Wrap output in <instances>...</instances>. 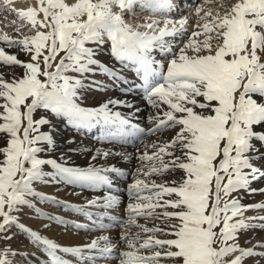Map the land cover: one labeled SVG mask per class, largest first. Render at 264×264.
Wrapping results in <instances>:
<instances>
[{
  "label": "snow or ice",
  "instance_id": "1",
  "mask_svg": "<svg viewBox=\"0 0 264 264\" xmlns=\"http://www.w3.org/2000/svg\"><path fill=\"white\" fill-rule=\"evenodd\" d=\"M17 2L0 0V12L15 15L4 17L12 35L0 29V67L9 70H0V234L18 227L43 248L49 264H72L66 255L77 264H94L114 251L119 264H248L247 258L264 257L255 251L264 243L246 248L239 242L254 220L264 221L245 215L264 210V203L240 199L241 193H264L251 187L258 176L264 178L253 161V155L264 158L257 147V142L264 147V0H203L194 8L190 32L187 17L170 15L173 0H26V7H16ZM210 2L215 9L206 7ZM137 10L150 15L129 24L126 17L137 19ZM105 47L142 82L144 99L155 110L147 130L114 110L131 107L125 101L81 106L88 74L124 80L97 58ZM157 50L166 63L155 58ZM55 117L76 129L103 123L109 132L102 139L119 143L130 136L173 133L144 144L138 153L139 166L127 185V219L115 242L100 236L86 245L61 246L19 222L18 214L27 208L66 223L36 208L33 199L61 203L37 191L36 183L108 189L87 201L104 209L103 215L121 204L111 191V174L125 175L120 168L70 166L63 156L60 161L43 156L56 147L48 130ZM113 155L129 158L97 149L91 159ZM75 210L91 217L85 207ZM11 239L4 235L0 245ZM9 253L0 246V264H9Z\"/></svg>",
  "mask_w": 264,
  "mask_h": 264
},
{
  "label": "rangeland",
  "instance_id": "2",
  "mask_svg": "<svg viewBox=\"0 0 264 264\" xmlns=\"http://www.w3.org/2000/svg\"><path fill=\"white\" fill-rule=\"evenodd\" d=\"M182 2H183L182 3L183 5L181 7H183V9L178 10L177 13H182L183 16L181 15L180 17H187L188 18V21H189L188 30L190 32L193 30V26L196 23V17L194 15V8L197 4L203 3V0H182ZM225 3H227V1H225ZM206 7H211L213 9H215L216 4L210 2L208 5H206ZM141 13H142V11L137 10L134 15H135V17H137L138 20H140L142 22V20L144 19V17H143L144 14L142 16ZM139 14H141V15H139ZM4 15H6L8 17V20L15 18L14 14H9V13L5 12ZM4 17L5 16H3V15L0 16V18H1L0 23H2L3 25H5L8 22V20H5ZM130 17L131 16L126 17V20H130L129 19ZM181 39H184V38H181ZM175 42L179 43L180 40L178 39ZM174 46H175V44H174ZM154 56L157 60H159L163 63H166V59H165L164 54L160 53L159 50L154 52ZM120 69L128 71V68H123L121 66H120ZM16 71H17V73H19L20 70L16 69ZM90 75H91V73H90ZM90 78L91 79L94 78V75L90 76ZM86 80L90 81L88 78ZM120 85H122V84H120ZM86 92L88 93V90L87 91L84 89L82 90L83 97L79 101L81 103V106L89 107V108L100 107L98 104H93V103L91 104L89 102V100H87L89 97V94H87ZM99 124H97V125L102 127V128L96 127L93 130H91V128H90V129H88L89 130L88 134L87 133L83 134V133H81L82 129L78 130V129L74 128L72 125L67 123L66 119H62L60 117H55L54 119H52V127L48 130L52 131L54 134V140L56 143V147L51 152H45L43 154V156L45 158L52 157V158L57 159L58 161H60L61 157L63 156L64 159L67 161L68 165H70V166L87 167L90 163L92 164L93 160L91 159V157L96 154L97 149H100L102 151L103 148L110 147V145H114V142L109 141L107 139H104L103 142L100 141L99 138L104 137L105 133L109 132V127L104 125L103 123H99ZM63 125H64V128L66 129V132H64V134L58 133L57 130L60 128L63 129ZM66 126L68 129L66 128ZM103 132H105V133H103ZM159 134L171 136L173 133L163 132V133H159ZM135 138H137V137H135ZM138 138H139V141H137L135 144H133V146L132 145L129 146V148L131 150H134L137 152H141V151L143 152L144 151V144L150 143L153 140L161 139L162 137H159L158 135L157 136L140 135ZM64 140L68 143H69V141H71V143H69V146L66 148H63L60 145V143L63 142ZM79 141L82 144L78 143ZM141 141H143V143H141ZM257 147L260 148V151L264 152V147H261L258 142H257ZM60 148L62 149V151ZM70 149H71V151H70ZM124 151H125V149H120V153L123 154ZM78 153H81V154H78ZM73 159H75V161ZM263 160H264V158H263ZM79 161H81V162H79ZM45 171H51L50 167L45 166ZM131 173H133V172L126 173L124 176H121V177H117V176H115V174H112V176L114 175V177H116L118 182L120 181V183H123V189H127L126 188L127 185L132 182ZM34 187L36 188L37 191H40V192L45 193L46 195L55 197L57 200H59L61 202L60 204H56V203H53L51 201L33 199V203L36 205V208H39L42 212L47 213L48 215L58 216V217L62 218L66 223L65 224H58V223L50 222L49 220H47L43 217H38L35 209H27V208L23 209L18 214L19 215V222L21 224H24L28 228H31L33 230L38 231L42 236H45V237L53 240L54 242L60 244L61 246H82V245H86V244L90 243L91 240L96 239L100 236H103L105 234V232H107V231H110V233L108 232L107 233L108 235L105 234V236H108L110 238V240L115 242L117 240L119 234L123 231V229L121 228L120 225L124 221H126L127 217H124L123 221H121V223L116 225V223H115L116 221L112 220V218L108 217L107 215L91 214V217H89V216L85 215L84 213L77 212L75 210V207H85L86 210H90V209L96 210L97 209L96 207L88 206L87 201L90 199H93L95 196H97V193L98 194L106 193L107 191H109L108 189L92 190V189H81L80 187L75 186V185L64 186L66 188L67 193L69 190L70 193L73 194L72 196L79 194V195H82V198L87 200L86 202H80V201L73 202L72 200H69V197H68L66 199L67 203H69V205H71V206H74V207H69V206H65V204H63L65 202V200H63V199H65V198H63V196L59 197V194H58V189L60 188L59 184L44 185V184L36 183V184H34ZM117 189L118 188H116V190L111 189V191L114 195L121 194V192H120L121 190L120 189L117 190ZM72 191L73 192L76 191L77 193L74 194V193H72ZM126 204L125 205L120 204L117 208L107 210V212H109V213L111 212V214L120 213V211L125 210ZM100 210H102L103 212L105 211L104 209H100ZM105 216H107V217H105ZM103 217H105V218L101 219ZM139 222L141 224L147 223L148 226H153L151 221L146 222L145 220L141 219ZM108 223H110V226L106 227V225ZM45 224H50V226L47 229H45L43 227V225H45ZM77 224L84 225L85 227L84 228H77L75 226ZM101 225H103V227H101ZM60 231H62V232H60ZM68 231L70 232V234H68L69 237L67 239L66 234L68 233ZM132 231L135 232L136 229L133 228ZM244 232H247V230ZM244 232H242L240 234V238L242 235L245 234ZM76 234L80 235V238H76V241H74L72 239V237L75 236ZM82 234L86 235L85 239L82 237L83 236ZM4 235L12 237V239L10 241H6L2 245H0L4 248L10 249V253L8 256L9 264H49V258L47 256V253L43 250V248L40 246H37L36 244H33L31 239L28 237V235L26 233L22 232L18 227L13 226L11 229H9V231L7 233L0 234V238H2ZM255 236H252V238H255ZM251 239H250V237L245 238L244 243H242L243 245L241 244V246H244L246 248L247 247L253 248V244H251V243H253V241ZM239 242L241 243L242 240L239 239ZM258 244H261V243H258ZM124 247H126V246L121 245L120 250H124ZM254 247H255V245H254ZM255 249H256V247H255ZM257 250H258V248L256 249V251ZM259 257L262 258L261 256H259ZM64 258L70 260L72 262V264H77V258H75V257H72L70 255H66ZM249 259H251V257L247 258V260H249ZM107 260L108 261H116L117 260V262H113L112 264H119L118 252L114 251L109 257H106V258H97V260L94 262V264H103L102 262L107 261ZM85 264H88V262H85Z\"/></svg>",
  "mask_w": 264,
  "mask_h": 264
},
{
  "label": "bare ground",
  "instance_id": "3",
  "mask_svg": "<svg viewBox=\"0 0 264 264\" xmlns=\"http://www.w3.org/2000/svg\"><path fill=\"white\" fill-rule=\"evenodd\" d=\"M176 1L177 0H173L174 5L177 3ZM225 1H227V0H225ZM182 3L183 2L179 3L180 8L176 9V12H173L170 14L173 19L181 18L180 16L182 15V13H177V11L183 9V7H181L183 5ZM26 6H27L26 0H18V2L16 4V7H26ZM4 13L5 12H0V16H2V15L6 16V15H4ZM141 14H142V16L144 14V16H143L144 18H146L147 16L150 15V13L147 10L142 11ZM141 14H139V15H141ZM156 18L162 19V17H156ZM129 19L130 20H127V22L129 24H133V25L140 24V23L144 22L143 21L144 19L142 20V22L138 19H133L132 17H130ZM0 29H2L4 31H8L10 35L13 34L11 32V30L5 28L2 23H0ZM141 30H143V29H141ZM184 39H186V37H184ZM176 43L177 42H175L174 44H176ZM13 51H15V50H13ZM20 58L22 60L27 59V57H25L23 55H21ZM97 58L101 61V63H106L109 67L115 68L120 73V75H122L124 77V80H113V79L109 78L107 75L102 74L100 72H96V74H93L94 78L91 79L90 76H93V75L88 74L87 78L90 81L86 80L87 78L84 81V83L86 85H88V87H86L84 89L86 91L88 90V93L86 92L87 94H89V97L87 96L88 97L87 100H89V102L91 104L92 103L98 104L99 106H101L103 103H105L109 99H117V100L125 101L126 105H131V107L121 105V106H117L114 110L120 111L125 116H131L133 123L138 124L141 128H144L145 130H147V128L150 127V125L148 124L147 117L150 114H152L155 110L152 109L151 106H149L147 104V101L144 99V95H145L144 90L142 87L139 86V85H141L142 82L135 75L134 70L131 67L128 68V71L120 69L119 64L117 62H115L110 57L106 47L102 50H98V57ZM0 70L6 71V72L9 71L7 68H2V67H0ZM92 81H96L98 83L99 87L93 86L91 84ZM120 84H122V85H120ZM82 97H83V94H82ZM96 127L102 128V127L98 126L97 124H94L91 127V130H93ZM66 128H67V126H66ZM60 129L57 130L58 133L64 134V132H66L64 125H63V129H61V130ZM88 129H90V128H82L81 133H83V134L87 133L88 134L89 133ZM78 130H80V129H78ZM103 133H105V132H103ZM107 135H108V133H105L104 137H106ZM158 136L162 137L160 140H165V139L170 138V136L164 135V134H162V135L158 134ZM135 137L138 138L139 136L128 137L126 143H119L116 141H112V142H114V145H110V147H105L102 149V151L104 150V151H112V152H120V149H125V151L123 152V155L128 156L129 157L128 159H124L123 156L113 155V156H109L107 161H105L102 158H98L96 161H93L92 164H95L96 166H104V167L116 166V167L120 168L125 174L129 173V172H134L136 167L139 166V161L136 159L139 152L131 150L129 148V146H131V145L133 146V144H135L137 141H139V138L137 139ZM99 139L102 142L104 141V139H102L101 137ZM78 143H81V142L79 141ZM60 145L63 148H66L69 146V143L64 140L63 142L60 143ZM61 151H62V149H61ZM261 153H264V152L261 151ZM78 154H81V153H78ZM73 160L75 161V159H73ZM253 161H254L256 167L261 168V170L264 171V160H263V158H259L258 155H253ZM79 162H81V161H79ZM113 179H114V187L112 190H116V188L121 190L120 191L121 194H119L117 196L120 197L121 204L125 205L126 203H128L127 189H123V183H120V181L118 182V180L116 179V177H114V175H113ZM59 185H60V188L58 189L59 197L63 196V198H65V199H63V200H65V202L63 204L69 205V203H67V200H66L68 197H69V200H72L73 202H78V201L86 202L87 201L84 198H82V195L77 194L75 196H72L73 194H71L69 190L67 193L66 188L64 187L67 185H65L63 183H60ZM251 187L254 189H257V190L264 189V178H261L258 176V178L251 183ZM72 193L75 194L77 192L72 191ZM97 195H103V194L97 193ZM240 199H241V202L244 204L264 203V193H261L260 191H257L254 194L241 193ZM87 211L91 214H100L101 215L102 213H104L100 209H96V210L90 209ZM106 215L108 217L112 218V220H115L116 225L121 223V221H123L124 217H127V213L125 210L120 211V213H116V214L115 213L111 214V212L110 213L107 212ZM245 215L249 216V217H257L258 218L260 216H264V210H250V211L246 212ZM107 216H105V217H107ZM105 217H103L101 219H104ZM252 223L255 226L253 228L248 229L247 232H244L245 234L242 235L240 238L242 240V242L240 244L244 243L245 238L250 237V239H251L252 236H255V235H256L255 238L251 239L253 241V243H251V244H253V247H254V245L256 246V244H258V243H264V227H261V225L264 224V221L256 219ZM108 226H110V223H108L106 225V227H108ZM60 232H62V231H60ZM108 232L110 233V231H107V232H105V234H107ZM68 234H70L69 231L66 234L67 239L69 237ZM105 234L103 236H105ZM82 237L85 239L86 235H83ZM76 238H80V235L76 234L75 236L72 237V239L74 241H76ZM242 247H244V246H242ZM257 248H258V250L256 251ZM256 249H255V251L257 253L264 252V249H262V248L256 247ZM113 262H117V260L116 261H108L107 260V261H104L102 263L103 264H112ZM248 264H264V257H262V258H260L259 256H256V258L251 257V259L248 260Z\"/></svg>",
  "mask_w": 264,
  "mask_h": 264
}]
</instances>
